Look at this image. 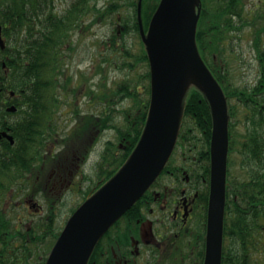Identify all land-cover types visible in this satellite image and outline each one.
Masks as SVG:
<instances>
[{"label":"trees","instance_id":"1","mask_svg":"<svg viewBox=\"0 0 264 264\" xmlns=\"http://www.w3.org/2000/svg\"><path fill=\"white\" fill-rule=\"evenodd\" d=\"M91 1L64 0L65 5L61 6L62 0H0V29L5 42L4 49L0 48V72L8 73L5 80L6 91L13 90L23 97L19 105L20 111L24 114L23 120H51L48 116L50 112L53 111L57 115L61 107L67 104L70 107L71 120L99 123L32 124L44 128V131L38 132L37 144H40L43 138L42 132L48 133L53 140L62 137L64 141L92 126H98L100 130L106 128L116 130V143L114 145L113 141H107L103 150V154L108 153L103 155L104 166H100L96 182L84 192L83 201L119 171L142 135L149 107L150 70L146 47L140 36L139 21L146 31L160 0H106L101 7H97V0H93L90 6ZM197 1L200 15L196 27V46L227 96L228 55L232 47L229 40L233 32L239 31L237 23L242 9L241 0ZM110 17L114 18V27L104 45L110 44L112 52L99 53L103 57L102 60L94 58L96 72L105 75L104 63L111 62V56L115 53L118 67H122L127 73L136 71L139 66L146 67L141 74V80L127 74L114 82L113 90L101 93L104 91L101 80L97 84V90L90 85H84L89 83L90 76L80 74L77 85L73 86L72 77L65 76L67 75L65 64L68 60L65 51L76 49L74 33L78 31L82 34L89 25ZM128 35H136L139 38L140 47L136 48V51L131 43H128ZM231 88L236 90L239 87L232 85ZM82 89H85L84 93L88 98L85 103H89V112H83L81 104L76 103L77 95ZM123 96L131 100L132 105L119 110L123 121L122 124L116 125L115 119L111 118L115 108L107 110L104 102L107 100L108 104H114L115 98L118 101ZM100 104L104 107L102 111L96 112ZM66 125H73L71 131ZM45 127L53 129L48 131ZM212 128L209 102L198 86L190 84L183 101L171 157L152 186L98 240L87 264H95L100 241L108 238L110 243L111 234L122 222L125 223L123 227L125 229L119 235V240L126 243L130 237H136L138 235L136 220L145 216L152 204H157L155 196L157 194L158 197L166 196L164 191L168 187L178 189L185 176L195 183L199 198L208 202ZM14 140L12 164L5 160L0 161V167L7 171H10L11 166L17 171L22 168V158L18 154L20 141L15 136ZM26 144L25 148L33 147L32 141H27ZM35 146L36 144L34 148ZM170 183H174V186H170ZM74 211L75 207L71 209V213ZM15 226L0 207V264H6V259L9 264H44L47 252L60 233V228L56 225V215H51L48 220H37L29 230L23 223H20L17 230ZM16 232H19L21 237L14 240ZM108 240L105 241L108 243ZM13 241L15 244H12ZM221 264H225L223 247Z\"/></svg>","mask_w":264,"mask_h":264},{"label":"flooded vegetation","instance_id":"2","mask_svg":"<svg viewBox=\"0 0 264 264\" xmlns=\"http://www.w3.org/2000/svg\"><path fill=\"white\" fill-rule=\"evenodd\" d=\"M241 5L238 19L243 25L239 30L254 28L251 38L254 58L250 59V72L240 77L238 85L231 81V73L227 74L224 260L225 264H264V0H248L245 7L241 0ZM248 14L253 16V21L247 19ZM7 77L6 71L0 72V161L12 164L15 136L20 141L18 154L22 168L17 171L11 166L7 171L0 167V206L6 213L12 212L11 204H14L15 229L23 223L29 230L32 225L26 224L28 215L36 216L31 220L33 224L48 220L53 214L58 218L64 191L71 188L81 192L76 177L84 174L80 167L85 162L86 150L95 140L98 126H92L93 131H87L84 136L77 134L67 145L62 137L53 140L42 132L43 138L37 144L38 132L44 128L32 124L84 123L56 121L54 113L48 115L51 120H23L19 107L23 97L6 91ZM232 85L239 88L232 90ZM51 129L45 127V130ZM27 141H32L31 149L25 148ZM164 193L167 194L164 197L157 194L154 198L157 204H152L148 213L136 220V237H130L126 243L119 240L125 229L122 222L111 234L110 243L108 238L100 241L95 264H203L208 202L199 198L195 183L188 177L178 189L168 187ZM20 237L16 232L14 240Z\"/></svg>","mask_w":264,"mask_h":264},{"label":"water","instance_id":"3","mask_svg":"<svg viewBox=\"0 0 264 264\" xmlns=\"http://www.w3.org/2000/svg\"><path fill=\"white\" fill-rule=\"evenodd\" d=\"M197 4V0H160L147 32L140 22L151 72L150 106L143 133L123 167L68 219L45 264H86L100 236L149 188L173 150L183 98L191 83L204 92L213 120L203 264H221L227 106L220 85L196 48ZM0 46L4 47L1 34Z\"/></svg>","mask_w":264,"mask_h":264},{"label":"rangeland","instance_id":"4","mask_svg":"<svg viewBox=\"0 0 264 264\" xmlns=\"http://www.w3.org/2000/svg\"><path fill=\"white\" fill-rule=\"evenodd\" d=\"M238 1V0H237ZM248 0H243L244 7L245 4H247ZM252 1V0H251ZM257 0H253V2H256ZM98 5L97 7H101L105 4L106 0H97ZM66 3V2H65ZM64 0L60 4L61 6L65 5ZM93 0L90 2V6L92 5ZM60 6V7H61ZM247 7V6H246ZM242 8V7H241ZM247 19L250 21H253L252 15H247ZM89 20H91L89 18ZM89 20H86L88 22ZM114 18L110 17L105 21H98L96 24L89 25L88 29H84L83 33H79L76 31L73 35L75 41H76V49L69 50L67 49L65 52L67 53V61L65 64L66 67V74L65 76H71L72 77V85L76 86L79 79L80 74L84 76H90L89 83H85L84 85H90L94 89L98 90V82L101 80V86L104 91H101V93H105L107 90H113L115 88V81L121 80L123 77H125L127 74L133 76L134 78H137L138 80H141V74L143 71H145L146 67L139 66V68L136 71H131L130 73H127L125 69L122 67H118L117 65V56L114 53L111 56V62L104 63L106 66L104 68L105 75L102 73L96 72V59L101 58L102 56L99 55V53H106V52H112L111 45L107 44L104 45V41H107L112 33V28L114 27ZM247 23H250L249 21ZM239 28L242 23H237ZM247 27H244L243 31H235L231 34L230 40L232 42V47L230 48V52L228 55V62H229V70L231 73V81L235 84H239V79L242 75H244L246 72H250L251 63L250 59L254 58V53L251 50V38H253L254 35V28L253 30H245ZM128 43H131V45L134 47V51H136V48L140 47L139 38L136 35H128L127 36ZM71 55V56H70ZM109 55V54H107ZM106 55V56H107ZM70 56V57H69ZM109 56H107L108 58ZM99 87V89H102ZM85 89H82L79 94L77 95L76 103L81 104V108L83 112H89L90 107L88 106L89 103L87 102L88 98L85 96ZM123 95V94H122ZM101 96V95H100ZM107 106V110L111 108H115V112L111 113V118L115 119L116 125L122 124V114L119 112V110L126 106H131V100H129L127 97L123 96L121 99L115 102V104H108V101L106 100L104 103ZM103 106L100 104L97 107V112L102 111ZM96 114V113H95ZM70 114V107H62L59 111L58 116H54V120L58 121H64L65 119L68 122H71V117H69ZM68 118V119H67ZM236 120V118H234ZM76 121L82 122L86 124L88 121L84 120H78ZM69 125H66V127ZM94 128H87L83 132L79 133L86 134L87 131H93ZM95 140L92 144H90V147L88 151L86 150L85 153V162L82 163L81 172L83 171L84 174L81 173V176L77 175V182L78 188L81 190V192L87 191L96 181L97 174L99 171L100 166H104L103 162V154L104 147L106 146L107 141L111 140L114 142V145L116 143V130L113 128H106V129H98V132L95 134ZM80 140L82 139V136L79 135ZM70 140H64L65 144H69L71 140H73V136L70 137ZM102 153V155H101ZM105 163V162H104ZM87 177V179H86ZM77 189V187H75ZM62 200L60 201V206L58 208V215H57V226L63 227L66 219L69 216V210L75 206L77 203L81 201V198L83 197L82 193H79L78 191L74 192L72 189H66L64 191V195L61 196ZM1 209L3 206H0ZM12 212H6L2 209V211L10 218V220L15 223L13 220L12 215H17V210L14 206V204H11ZM36 216L28 215L26 217V224L28 225L30 222V225H33V222L31 220L35 219ZM12 244H15L13 241ZM15 246V245H14ZM47 252V251H46ZM7 263L9 264L8 260L6 259Z\"/></svg>","mask_w":264,"mask_h":264}]
</instances>
